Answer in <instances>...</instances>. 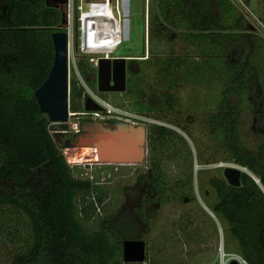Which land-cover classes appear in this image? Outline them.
Returning <instances> with one entry per match:
<instances>
[{"label": "trees", "instance_id": "1", "mask_svg": "<svg viewBox=\"0 0 264 264\" xmlns=\"http://www.w3.org/2000/svg\"><path fill=\"white\" fill-rule=\"evenodd\" d=\"M155 6L148 15L151 56L130 68L124 107L146 116L172 111L179 106L177 92L170 93L164 83L174 87L179 76L188 79L194 67L209 74L214 84L205 93L204 123L217 155L259 179L258 184L242 171L241 184L235 187L211 177L208 184L217 196L213 212L236 238L239 254L249 264H264V142L253 153L241 143L238 129L243 110L251 107L255 115L264 110V40L246 31L244 16L230 0H156ZM61 17V9L47 0H0V248L7 243L14 247L8 264H141L123 262L122 243L132 238L134 227L127 230L131 221L148 226L150 203L196 200L192 149L176 130L148 123V169L137 179L145 191L131 221L114 227L98 217L91 227L85 226L95 212L91 197L102 204L107 191L72 174L55 139V130L67 126L52 124L34 97L51 68L52 33L60 30ZM173 31L186 42L181 51L201 57L203 63L189 66L182 57L179 65L171 58L168 35ZM243 36L250 45L243 43ZM145 78L154 85L163 82L153 94V105L144 102ZM252 96L259 98L256 104ZM84 98L85 89L73 74L70 110L84 111Z\"/></svg>", "mask_w": 264, "mask_h": 264}, {"label": "rangeland", "instance_id": "2", "mask_svg": "<svg viewBox=\"0 0 264 264\" xmlns=\"http://www.w3.org/2000/svg\"><path fill=\"white\" fill-rule=\"evenodd\" d=\"M155 1L129 0L128 15L126 16L123 15L125 5L123 0H73V11L66 31L71 34V52L76 65L70 64L69 80L75 74L85 89L84 111L74 113L69 106L70 115L65 123H51L66 124L67 126L66 130H55V132H63L58 134L55 139L66 162V158H68L69 163H67L71 166L72 174L75 177L87 178L92 184L101 186L107 191V196L102 204H99L95 199L100 210L97 211L95 207V212L85 224L86 227H91L98 217L104 219L106 224L111 222L114 227L117 224L126 223L129 219L131 221L130 216H134L132 210L134 206L138 205L141 192L145 191L137 179L140 174L147 171L148 167L146 161L137 164L93 162L92 160H97L96 150L98 149L78 146L79 140L76 134L83 124L91 118H98L99 115L109 114L122 117L121 114L129 113L139 118V120L132 118L134 121L146 123V125L148 123L165 125L181 134L192 149V184L196 200L191 203L169 202L162 205L150 203L146 209L148 226L145 228L139 221L137 225L131 221V228H128L127 232L129 233L134 227L132 233L129 234V237H132L130 239H135L134 237L137 236L146 243V255L144 261L140 262L141 264H212L217 260L221 246L230 253L239 254V249L236 238L230 234L227 224L213 212L217 196L214 189L208 184V180L211 177L224 179L223 169L226 166L241 168L253 178H257L248 169L229 161L225 156L217 155V144L204 123V114L207 111L205 93L214 82L209 74H201L195 71L194 67L191 70L194 73L190 72L189 78L184 81L179 76V82L174 87L168 86L167 82L164 83L170 93L177 92L179 106L172 111H153L149 116H146L124 107L126 102L123 97L124 93H103L97 90V66L94 65L91 58L101 56L104 51L85 48V26L83 27L84 51L87 53H84L80 48L82 33L80 14L83 12V14L92 16L110 12L112 20L116 24V39L108 53L142 57L143 59L150 57L147 50L148 15L151 14L152 9H155ZM230 1L244 16L248 29L246 31L257 34L264 40V0ZM63 11H65L67 19L66 6ZM125 18L129 20L127 37L124 34L123 20ZM180 39L177 31L168 35L169 43L173 47L170 56L174 57L171 58L179 60V65L182 57L188 61L187 65L189 66L196 61L203 63L201 57H191L181 51L182 44L186 42H184L185 40L182 42ZM242 41L245 45H250L246 36L242 37ZM90 66H93L95 71L90 70ZM129 67L137 68V64L127 63L126 71ZM177 69L179 68L177 67ZM87 75L88 77H86ZM162 83L158 80L154 85L146 78L142 80L144 102L153 105L155 100L153 94L159 93L160 85L163 86ZM257 91L259 92V88ZM258 100V97L252 96V101L255 104ZM140 116L146 120L141 121ZM238 129L243 146L255 153L264 142V110H261V115H255L251 107L243 110L239 117ZM66 143L68 146H65ZM221 163H224V167L220 166ZM194 165L195 169H193ZM23 219L26 220L25 217ZM13 248L8 243L0 248V264H8Z\"/></svg>", "mask_w": 264, "mask_h": 264}, {"label": "water", "instance_id": "3", "mask_svg": "<svg viewBox=\"0 0 264 264\" xmlns=\"http://www.w3.org/2000/svg\"><path fill=\"white\" fill-rule=\"evenodd\" d=\"M68 0H47L49 5L63 8ZM123 15H128L129 0H123ZM128 18L123 20L124 34H128ZM66 14L62 11L59 29L52 33L54 57L46 79L34 91V97L40 112L46 114L51 122L65 123L69 117V67H68V38L63 30L66 26ZM143 59L142 57H138ZM126 57L118 56L113 59L100 58L97 64V90L99 92H123L126 90ZM82 130L88 133L104 131L101 122H86ZM63 132H55L56 136ZM101 142L91 145L80 139L78 146L97 148V163L135 164L145 161L146 134L142 127L130 128V132L119 130L109 132L100 138ZM68 143H66L65 146ZM195 169V165L193 167ZM241 168L226 166L223 176L231 186L241 184ZM257 182V181H256ZM146 255V243L142 239H125L122 243V257L125 263H140ZM230 264H237L235 261Z\"/></svg>", "mask_w": 264, "mask_h": 264}, {"label": "flooded vegetation", "instance_id": "4", "mask_svg": "<svg viewBox=\"0 0 264 264\" xmlns=\"http://www.w3.org/2000/svg\"><path fill=\"white\" fill-rule=\"evenodd\" d=\"M63 8H60L61 11H63ZM118 38H119V36H118ZM89 43L92 45L91 40L89 41ZM112 45L110 46L109 50L108 51H104V53L105 52L108 53L110 51ZM118 56L119 55H112L111 59H113L115 57H118ZM124 57H126L125 69H126L127 63L128 64H132V63H136L137 64V61L141 60L138 57H132V56H124ZM129 70H130V67L126 71V79L128 78ZM125 91H123L122 93H124ZM103 93H121V92L110 91V92H103ZM251 98L252 97H250V101H251V103H253ZM127 114H129V113H127ZM88 122H101L102 123V128L105 129L103 132L102 131H99V132L95 131V132H92V133H88V132L83 131L82 130V126H81V129L76 134L77 139L79 140V142H80V139H84V140L88 141V143L91 144L92 146L95 145L96 142H101L100 138L101 137L103 138L104 135H107L108 131L109 132H113V131H119V130H122V131L126 130V132L128 133V132H130V128L134 129V128H139V127L144 128L145 134H146V131H147L146 130L147 129L146 123H142V122L133 123L131 121V119H128L127 117H123V116L120 117V116H117V115H109V114H107V115H99L98 118H96V117L95 118H91V120H88ZM145 149H146V145H145ZM145 161H146V158H145ZM107 164H109V163H107ZM110 164H112V163H110ZM135 164H137V163H135Z\"/></svg>", "mask_w": 264, "mask_h": 264}, {"label": "built area", "instance_id": "5", "mask_svg": "<svg viewBox=\"0 0 264 264\" xmlns=\"http://www.w3.org/2000/svg\"><path fill=\"white\" fill-rule=\"evenodd\" d=\"M73 5H74L73 0H68L67 4L65 5L67 7V19H66L67 20V24L70 21L71 12L73 11ZM86 15L87 14H83V12L80 14V21H81V25H82L81 45H80V48H81V50L84 53H87V52L84 51V37H83V35H84V32H83L84 31V28L83 27H84V19H85L84 16H86ZM67 24H66V26H67ZM66 26L63 28V30H65V31H66ZM66 32H67V38H68V67H70V64L71 63L74 64V65H76V61L74 60L75 58H74V56L72 55V52H71V42H72L71 34L68 31H66ZM102 57L103 58H110L111 59L112 55H111V53L105 52V53H102V55L99 56V57L91 58V60L93 61L94 65L97 66L98 60L100 58H102ZM69 115H70V113H69ZM121 115L123 117H127L128 119H131V121L133 123H138L139 122V121L137 122L136 120L134 121L132 119V118H134V119L139 120V118L136 115H130V114H127V113H123ZM140 120L143 121V120H146V119L143 118V117L141 118V116H140ZM66 159H67V162H68V158H66ZM220 166L224 167V163H221ZM254 180L257 181V182H259V179H257V178H254ZM92 200L94 201V205H95L97 211H99L100 210V207L97 204L95 198L92 197ZM233 261H235L237 264H249L240 254L226 252L225 249L221 246L219 248V251H218L217 260L215 262H212V264H230Z\"/></svg>", "mask_w": 264, "mask_h": 264}, {"label": "bare ground", "instance_id": "6", "mask_svg": "<svg viewBox=\"0 0 264 264\" xmlns=\"http://www.w3.org/2000/svg\"><path fill=\"white\" fill-rule=\"evenodd\" d=\"M84 18L85 48L108 51L116 39V24L112 20L110 12L85 16ZM90 40L92 45L89 43Z\"/></svg>", "mask_w": 264, "mask_h": 264}, {"label": "crops", "instance_id": "7", "mask_svg": "<svg viewBox=\"0 0 264 264\" xmlns=\"http://www.w3.org/2000/svg\"><path fill=\"white\" fill-rule=\"evenodd\" d=\"M117 17V16H116ZM118 18V17H117ZM118 21H119V19H118Z\"/></svg>", "mask_w": 264, "mask_h": 264}]
</instances>
